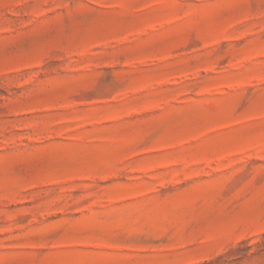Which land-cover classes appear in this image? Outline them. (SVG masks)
I'll return each instance as SVG.
<instances>
[{
    "label": "rangeland",
    "instance_id": "374dc122",
    "mask_svg": "<svg viewBox=\"0 0 264 264\" xmlns=\"http://www.w3.org/2000/svg\"><path fill=\"white\" fill-rule=\"evenodd\" d=\"M0 264H264V0H0Z\"/></svg>",
    "mask_w": 264,
    "mask_h": 264
}]
</instances>
